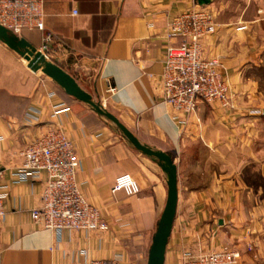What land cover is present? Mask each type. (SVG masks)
<instances>
[{
    "label": "crops",
    "instance_id": "0c3cea01",
    "mask_svg": "<svg viewBox=\"0 0 264 264\" xmlns=\"http://www.w3.org/2000/svg\"><path fill=\"white\" fill-rule=\"evenodd\" d=\"M211 1L205 7L216 12L218 31L204 40V55L220 60L233 101L227 109L200 102L191 116L165 102L163 73L169 24L197 8L195 0H44V30L17 37L38 50L50 34L51 62L142 144L172 156L179 199L165 264H175L186 244L199 252L232 248L246 263L264 264V0ZM62 105L70 111L53 116ZM56 128L72 141L80 189L108 230L59 236L34 222L47 174L22 179L19 152ZM0 173L6 213L0 264H147L166 205L167 174L112 122L2 42ZM124 174L134 177L140 194L113 192Z\"/></svg>",
    "mask_w": 264,
    "mask_h": 264
},
{
    "label": "built area",
    "instance_id": "2783aa9c",
    "mask_svg": "<svg viewBox=\"0 0 264 264\" xmlns=\"http://www.w3.org/2000/svg\"><path fill=\"white\" fill-rule=\"evenodd\" d=\"M0 25L16 36L27 29L44 30V0H0ZM246 29V26L239 28ZM217 31L215 12L205 6L177 15L169 24L163 73L164 99L178 114L191 116L200 102H217L226 109L232 105L231 84L220 60L204 55V40ZM51 40L52 36L47 35L38 49L47 61L52 59ZM68 111L70 108L65 105L56 106L53 116ZM19 157L22 179L35 178L43 172L47 174L41 206L32 212L36 224L59 236L66 231L108 230L101 212L87 201L80 189L77 180L80 161L72 141L62 129L46 131L25 146ZM113 192H124L131 197L141 190L131 175L124 174L116 179ZM3 199L0 195V223L6 215ZM185 253L183 264H248L240 251L228 247ZM80 264L119 263L103 260Z\"/></svg>",
    "mask_w": 264,
    "mask_h": 264
},
{
    "label": "water",
    "instance_id": "95a60500",
    "mask_svg": "<svg viewBox=\"0 0 264 264\" xmlns=\"http://www.w3.org/2000/svg\"><path fill=\"white\" fill-rule=\"evenodd\" d=\"M211 0H195L198 6H208ZM0 42L19 54L28 63L34 72H42L54 81L69 97L90 106L98 115L112 122L123 134L126 140L139 152L156 161L168 176V194L166 205L148 254L147 264H165L167 247L172 235L177 215L179 189L178 167L171 155L154 150L142 144L137 137L126 128L117 117L107 111L102 105L95 102L93 96L86 92L64 69L57 64L47 61L26 39L17 37L0 25Z\"/></svg>",
    "mask_w": 264,
    "mask_h": 264
},
{
    "label": "rangeland",
    "instance_id": "374dc122",
    "mask_svg": "<svg viewBox=\"0 0 264 264\" xmlns=\"http://www.w3.org/2000/svg\"><path fill=\"white\" fill-rule=\"evenodd\" d=\"M247 0H243L242 3H246ZM215 16L217 17V14L215 12ZM223 72H224V68H223ZM114 128H116V131L119 133V134H122L119 129L113 124ZM123 135V134H122ZM134 178V177H133ZM156 232V231H155ZM155 234V233H154ZM153 239V238H152ZM152 244V243H151ZM151 247V245H150ZM150 247H149V250H150ZM149 250H148V254H149ZM185 252H192L193 254H196V253H199V251L197 249H192L191 247H189L187 244L184 246V248H182L179 252V254L177 255V261L175 264H183L184 263V255L186 254ZM148 254H147V261H148Z\"/></svg>",
    "mask_w": 264,
    "mask_h": 264
}]
</instances>
